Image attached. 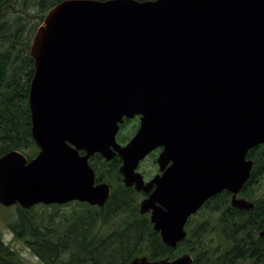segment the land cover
I'll return each instance as SVG.
<instances>
[{"label": "water", "instance_id": "water-1", "mask_svg": "<svg viewBox=\"0 0 264 264\" xmlns=\"http://www.w3.org/2000/svg\"><path fill=\"white\" fill-rule=\"evenodd\" d=\"M29 55L38 152L0 156V206L104 207L110 187L88 163L99 154L118 155L124 186L147 195L139 214L171 249L222 191L253 210L237 195L251 177L248 152L264 145V0H61ZM135 116L136 134L118 145L119 126ZM158 147L162 174L145 183L136 169ZM192 263L184 254L129 264Z\"/></svg>", "mask_w": 264, "mask_h": 264}, {"label": "trees", "instance_id": "trees-1", "mask_svg": "<svg viewBox=\"0 0 264 264\" xmlns=\"http://www.w3.org/2000/svg\"><path fill=\"white\" fill-rule=\"evenodd\" d=\"M59 1L31 0L33 6L40 7L42 15L35 16L39 17V24L44 14ZM13 9V0H0V156L17 150L31 158L37 151L31 138L28 108L34 66L28 53L29 39H21L22 28L17 26L15 32L8 33L5 12ZM32 150L35 153L30 155ZM248 158L254 161V166L242 194L256 204L254 210L249 215L248 211L232 208L228 203V194L224 204L216 208L214 206L218 204H212L209 213L219 212L220 218L237 221L233 224V231L227 225L221 233L226 242L230 241L234 246L230 253L219 257L215 254L214 242L205 232H190L179 249L194 256L193 264H236L247 258L264 264V246L259 244L257 247L253 243V230H258V227L250 221L257 219L264 222V196L252 199L253 194L246 195L252 192L251 187L264 174V145L250 151ZM89 164L97 175V182H106L111 187V197L104 207L69 203L79 209L63 215L47 211L36 215L35 207L26 211L16 206V219L10 226L13 237L22 242L42 264H129L136 257L145 256L153 261L174 256L173 250L165 246L159 234L153 231L149 216L139 214L140 196L119 181L120 160L107 163L95 155ZM40 206L55 211L63 207ZM221 209L226 210L224 215ZM0 264L26 262L16 249L0 238Z\"/></svg>", "mask_w": 264, "mask_h": 264}, {"label": "flooded vegetation", "instance_id": "flooded-vegetation-1", "mask_svg": "<svg viewBox=\"0 0 264 264\" xmlns=\"http://www.w3.org/2000/svg\"><path fill=\"white\" fill-rule=\"evenodd\" d=\"M139 125H140V116H135L134 118H131V119L130 118H125L123 123L119 126V131H118V133L116 135L117 144L120 145V146H125L132 139V137L136 134V132H137V130L139 128ZM129 131H132V133L129 134ZM258 147L254 148V149H252L250 151H256L258 149ZM162 149H163L162 147H158V148L154 149L144 160H142L139 163L136 171L139 174H141V176L143 177V181L145 183H148L149 181H151L155 176H158V175L162 174L161 171H160L159 165L157 164V158L159 157V154L161 153ZM80 155H84V152L80 151ZM95 155H93L91 158L95 157ZM148 158H152L153 165L155 166V173L152 174V175L151 174L150 175L146 174V172H144L142 170L144 162ZM114 159H119L120 160V165H118V172H119V167L121 166L122 161L118 157V155H116ZM114 159H112V160H114ZM247 159H250V158H248V156H247ZM250 160H252V159H250ZM107 163H109V162H107ZM141 163H142V165H141V167H139ZM170 164L171 163L166 165V168ZM253 166H254V161H253ZM119 181L122 182V175L121 174H120ZM129 189H133V188H129ZM153 189H151L150 192H152ZM242 190L243 189H241V191L238 193L237 198H241V199H245L247 201L253 202L252 200H248V198L243 196ZM137 194L140 196V200L139 201H141L142 199L147 197V195L145 193H143V192H138ZM227 194H228V197H227ZM246 195L247 196H251L252 192L247 193ZM231 196H232L231 193H229L228 191H222V192L212 196L210 199H208L204 203V205L199 209V211L194 216H196L198 213H200V211L202 212V211L206 210L208 212V209H209V207L212 204L213 205L214 204H218L217 206H214L215 208L219 207L221 203L224 204L225 197L228 198V203L231 206ZM253 204H254V207H255L256 204L254 202H253ZM232 208H234V207H232ZM234 209H236V208H234ZM253 210H254V208H253ZM221 211H222V215H224L225 212H226L225 209H221ZM238 211H248L249 215L252 212L251 210H238ZM213 214L217 215L216 219H203V221L201 223H197L196 225L192 224V220L193 219H192V216H191L190 219L188 220L187 224L185 225L186 238H187V236L189 235L190 232H195V233L205 232L206 235H216V238L219 239L220 241L213 244L214 248L216 249L215 254L217 256H219V257H224L225 254L230 253V251L233 248L234 244H232V242H230V241L226 242L225 237H223L221 235V233L224 232V230H225L224 227L227 226V225H230L231 226V231H233V226H234L233 224L236 223L237 221H235L233 219L229 220V219H225V218H220L219 217L220 216L219 212L213 213ZM250 221H251L252 224H254V226L258 227V230H253L255 232L254 237H253V243L257 244V247H258L259 244H262L264 246V236L260 235V232L262 231V228L264 226V222L261 223L257 219H250ZM181 244H182V242L179 243L176 246L175 249H172L173 252H174V256H167L171 261L176 259L179 256L184 255V254H190V253L184 252L183 250L179 249ZM190 255H191V257L194 260V256L192 254H190ZM251 263L252 264H262L260 261L252 260L250 258H247V259H244V260H240L236 264H251Z\"/></svg>", "mask_w": 264, "mask_h": 264}, {"label": "rangeland", "instance_id": "rangeland-1", "mask_svg": "<svg viewBox=\"0 0 264 264\" xmlns=\"http://www.w3.org/2000/svg\"><path fill=\"white\" fill-rule=\"evenodd\" d=\"M13 3H14V9L9 10V12H5L6 16L4 17V21L6 22V25H8L9 27L8 33L15 32L17 26L21 27L22 28L20 32L21 39L23 40L29 39V46H30L31 39L34 35L36 28L39 25V17H35V16L42 15V13H40L41 12L39 9L40 7L33 6L31 0H13ZM17 21L18 24L16 25ZM2 48H5V46H3ZM130 133H132V131H129V134ZM33 153H35L34 150H32L29 154L33 155ZM141 165L142 163L140 164L139 167H141ZM142 168H143L142 170L146 172V174L149 175L154 174L155 166L153 165L152 158H148L144 162ZM251 188L253 194L252 199L261 198L264 196V174L259 178V181L255 183V185H253ZM78 209L79 208L74 204L63 206L61 208H58L56 211L51 208H47V209L42 208L39 205L34 208V214L40 215L47 211V213L50 214L56 213L58 215H63ZM216 218H217L216 214L213 213L211 214L208 213L206 210H204L202 212L200 211V213H198L196 216L194 217L192 216L193 219L192 224L196 225L197 223H201L203 219H216ZM15 219H16V206H12L9 208L0 206V238L5 243L9 244L11 247L17 250L20 253V255L23 257L26 264H42L41 261L38 258H36L22 242L17 241L13 237L10 226ZM208 237L214 243L220 241L219 239L216 238V235H208Z\"/></svg>", "mask_w": 264, "mask_h": 264}]
</instances>
